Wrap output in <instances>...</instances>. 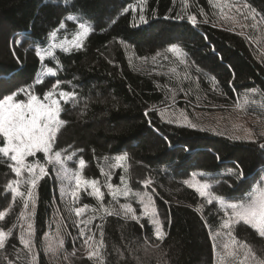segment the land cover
I'll return each mask as SVG.
<instances>
[{
	"label": "trees",
	"instance_id": "16d2710c",
	"mask_svg": "<svg viewBox=\"0 0 264 264\" xmlns=\"http://www.w3.org/2000/svg\"><path fill=\"white\" fill-rule=\"evenodd\" d=\"M236 3L249 7L264 25V0ZM216 8L211 0H0V98L30 84L31 91L43 98L56 80L62 81L58 91L77 93L76 103L61 101L60 117L67 123L57 134L54 150L75 153L69 167L78 169L83 178L100 182L103 206L113 213L103 211L89 188L66 200L50 167L35 187V264H217L222 244L229 242L228 230L220 228L224 212L217 201L209 204L184 181L204 172L199 177L212 181L215 195L242 198L264 177V148L260 147L264 130L254 131L252 138H233L168 121L159 111L178 88L177 76L168 69L176 66L177 54L168 51L176 45L185 55L184 65L176 70L193 99L203 97L220 108L241 99L249 115L264 123V52L258 49L252 29L231 25ZM69 15L78 19L67 20ZM141 15L147 23L140 22ZM192 15L195 24L189 19ZM84 21L93 31L82 48L54 49L59 63L47 56L41 61L36 55L51 44L49 33L61 23L66 28L59 29L57 37L72 38ZM127 47L153 63L168 60L169 67L137 69ZM47 67L56 71L55 77L45 75ZM40 76L44 80L36 84ZM179 94L185 97L183 91ZM16 99L28 97L21 93ZM188 103L179 101V108L189 110ZM3 143L0 140V146ZM123 154L127 159L121 167L109 168ZM80 159L85 161L83 169H79ZM9 163L0 158V212L8 211L0 228L12 229L0 249V264H30L32 253L20 242L17 228L24 202L6 187L15 179ZM102 169L111 173L113 185L123 188L124 178L132 190L128 197L120 196L119 203L112 200ZM240 170L242 179L237 178ZM145 180H151L147 187ZM136 192L152 196L162 239L155 235L157 225L144 214ZM125 203L136 210L138 220L124 216L120 205ZM84 205L89 207L77 217L74 209ZM55 214L65 238L57 259L45 252L44 241ZM89 219L87 225L80 223ZM232 234L264 257V237L255 229L241 221L232 226ZM86 240L93 241L91 249ZM90 250L97 256L89 259Z\"/></svg>",
	"mask_w": 264,
	"mask_h": 264
},
{
	"label": "snow or ice",
	"instance_id": "6c2138e0",
	"mask_svg": "<svg viewBox=\"0 0 264 264\" xmlns=\"http://www.w3.org/2000/svg\"><path fill=\"white\" fill-rule=\"evenodd\" d=\"M142 3H146V0H142ZM133 11H136L135 7H132ZM125 12L128 8L124 9ZM67 20H77L78 18L69 15ZM141 23H147L146 18L140 16ZM189 19L193 24L196 23V17L190 16ZM66 25L61 23L59 29H65ZM79 30L72 33V39L69 40L67 36L64 37L59 43L53 42L47 48L37 50L36 55L41 61H44L45 57H51L59 63L58 58L54 54V49L59 48L64 52H70L73 49H80L83 47V40L93 31L91 24L87 21L80 22L78 25ZM54 30L49 33V36L53 41L56 40L57 31ZM168 51L176 54H181V50L178 46H171ZM159 55V53H158ZM45 75L55 77L56 71L53 68L47 67ZM44 76H40L35 81L36 84L42 83ZM62 83L60 80H56L52 88L47 91L43 98L34 94L31 89L33 85H28L27 88L20 87L8 94L5 97L0 98V140L4 143L0 146V158H6L10 161L9 167L12 172L15 173L19 179L11 180L6 187L10 189L15 196L24 197L25 195L29 200L32 199L33 193L28 190L26 193L20 191L19 186L21 184L30 185L31 189L36 187L37 180L47 174V165L51 164L57 168L58 178L61 182L68 181L74 182V191L72 193L75 198L76 190L83 187L85 190L91 188L90 195H94L100 202L103 211L112 215L107 207L103 206L104 193L101 191L100 182L96 179L83 178L78 169H70L68 162L72 160L75 153L67 154L66 150L56 151L54 150V144L56 142L57 134L61 128L67 123L60 119V114L63 111V104L76 103L77 93L75 91L59 90V86ZM23 93L28 97L27 101L16 97ZM194 127V125H192ZM264 148V144L260 145ZM37 153H42L44 163L41 160L35 159L29 161V157H36ZM107 159V157L105 158ZM115 163L109 164V168L121 167L120 162L127 159V154L118 155L115 158ZM85 161L79 160V169H83ZM27 173V177L24 174ZM101 174L105 176V186L108 189L112 200L119 203V197H128L132 190L127 186L123 177H121L120 185H113L110 183L111 173L101 170ZM195 173L193 176L195 177ZM202 176L204 174H201ZM244 177L243 171L240 170L237 178L242 179ZM145 187H147L151 180H145ZM189 184L190 187L194 186L189 181H184ZM196 190L202 197H207V202L212 204L213 201H217L219 207L224 212L222 217L221 229H227L226 233L229 237V242L222 244L223 255L218 254L217 264H264V257H259L252 250L251 246L246 242H241L235 238L232 234V226L241 221L251 228L255 229L260 237H264V178H261L259 183L254 184L249 190H247L242 198L231 199L223 196L215 195L212 191V184L208 180H201L197 182ZM134 196L138 199V202L143 206L144 214L150 216V222L157 225L155 235L157 238L162 239V225L155 219L156 210L154 207V201L151 195L146 192H136ZM24 207L27 208L28 204L25 203ZM88 205L78 207L74 209L77 217L81 216ZM151 207V213L149 209ZM120 208L123 210L125 217L131 215V219L138 220L136 210L131 204H121ZM95 211V210H94ZM6 212H0V221L4 219ZM85 225L91 223V219L88 221H80ZM15 227V225L13 226ZM31 225H29L30 236L29 239H25L23 235L20 237V242L24 244L29 253H32L31 249ZM211 233V228L209 229ZM12 229H8L5 232L0 228V249L5 247L7 238L11 235ZM84 229H81V235H84ZM219 233H217L218 235ZM102 235V234H101ZM92 239V237H89ZM88 243V240L85 241ZM102 243V242H101ZM63 244V240L58 242L52 240L48 236L45 237V251L48 253H55L59 250V246ZM215 247V244H214ZM37 254L32 253V261L30 264H35ZM97 256L96 251L89 253V259ZM67 259V257H65ZM9 264H12L9 261Z\"/></svg>",
	"mask_w": 264,
	"mask_h": 264
},
{
	"label": "rangeland",
	"instance_id": "374dc122",
	"mask_svg": "<svg viewBox=\"0 0 264 264\" xmlns=\"http://www.w3.org/2000/svg\"><path fill=\"white\" fill-rule=\"evenodd\" d=\"M211 1L217 7L216 8L217 13H219V15L223 17L226 22L231 23V25L237 26L239 28L252 29V32L256 33L255 38L257 39L255 40V42L258 44L257 46L258 49L264 52V25L261 24L259 19L256 18L257 16L255 15V12H252V10L249 9V7L243 6L240 3L237 4L236 3L237 0H211ZM64 37L65 36L56 37V39H59V40H55V41L52 40L51 43L53 42L59 43L60 41L64 39ZM68 39L71 40L72 38L68 37ZM127 54L129 55L132 65L137 69H142V70L143 69L144 70L158 69L160 71L162 68H164L165 70L166 67L169 65L168 60L161 59L160 63L159 62L153 63L151 60L148 61L146 59L137 57L129 50V47H127ZM184 58H185L184 54L182 53L179 55L177 54V56L175 57L176 66H171V67L168 66L169 71L172 73H175V75L177 76L175 83L178 88L172 91V94L168 99L169 103L159 108L162 118L168 121L178 122V123L186 124L189 126L194 125V128L199 127L203 129L212 130L213 132H217V133L228 134L232 136L233 138L234 137L235 138L246 137V139L252 138L254 137V134H255L254 131L264 130V123L260 122V120L256 119L253 115H249L250 113L246 110L247 109L246 103L241 99H238L236 104H232L230 106H224V108H220V106L218 105L206 103V100L203 97L197 96L195 97V99H193V97H191L190 94L186 92V89H184V85L182 84L183 82L179 79L181 75H179V73L176 70L177 68L180 69L181 65H184L183 64L185 61ZM179 91L180 92L183 91L185 93V97H180ZM179 101L189 102L188 103L190 107L189 110L185 111L183 110L181 106L179 108V105H178ZM262 133H264V131ZM35 159H39L41 160V163H44V158H43L42 153H37L36 157L28 158L29 161H32ZM50 167L53 168L56 174V178L58 179L62 196L66 200L67 199L69 200L70 198H74L73 195H71L72 193L71 191H74V182L69 183L68 181H64L62 183L61 179L58 178L57 168L51 164L47 165V174L50 173L49 171ZM70 169H74V167H71ZM195 174H196L195 177L192 175L191 177L187 179V181H189L191 184L194 185L192 186V188L196 189L195 185H197L198 181H201V180L209 181V178L199 177L201 176V174H205L204 172H197ZM27 175H28L27 173L24 174L25 177H27ZM15 179H19V178L16 177L15 175ZM40 179L37 180V183ZM209 182L212 184V181H209ZM19 188H20V191L22 192L26 193L28 190H31L33 193V197L31 200H29L26 195L24 197H19V196H15L14 194V197L17 200L20 198L22 199L21 201L24 202V204L25 203L28 204L27 208H25L24 205L22 206L21 211L18 214V217H19L18 227L16 226L18 228L20 237L21 235H23L24 238L27 240L29 239V236H30L29 225L31 226L34 225L33 224V215H34L33 212H34L35 203L33 200L35 196V188L31 189V186L26 185V184H21ZM81 189H84V188L81 187L79 190H76V193L80 191ZM5 212L8 213V211H5ZM85 218H87V216ZM155 218L157 219L156 216ZM61 224H62V221L59 217V214L58 215L55 214L51 220V224L49 225L50 226L49 231L46 234V236H48L49 238H51L52 240L56 242H58L59 240H63V244L59 246V250L57 252L55 253L47 252V254H49L54 259H57L60 256L62 252L61 250L65 247V238H63L64 233L62 229L63 226ZM161 231L162 233H164L162 229ZM33 235H34V226L31 227V241H32L31 249L32 251L34 249ZM44 241H45V238H44ZM92 242L93 241L90 240L87 243V245L89 246V249H91L92 247V244H93ZM90 252L92 251L90 250Z\"/></svg>",
	"mask_w": 264,
	"mask_h": 264
}]
</instances>
